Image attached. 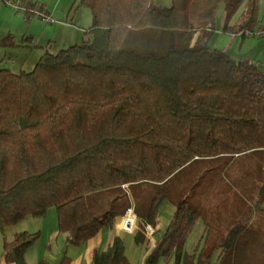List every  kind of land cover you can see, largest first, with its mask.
<instances>
[{
    "label": "trees",
    "instance_id": "obj_1",
    "mask_svg": "<svg viewBox=\"0 0 264 264\" xmlns=\"http://www.w3.org/2000/svg\"><path fill=\"white\" fill-rule=\"evenodd\" d=\"M74 4L91 18L79 43L29 71L0 66V230L54 208L77 246L130 208L142 244L165 200L172 216L142 264H264V70L207 44L219 5L223 32L261 34L257 0ZM17 10L44 11L35 0ZM197 220L204 235L188 252ZM37 237L2 236L4 260L24 264ZM123 251L114 236L91 263L129 264Z\"/></svg>",
    "mask_w": 264,
    "mask_h": 264
},
{
    "label": "rangeland",
    "instance_id": "obj_2",
    "mask_svg": "<svg viewBox=\"0 0 264 264\" xmlns=\"http://www.w3.org/2000/svg\"><path fill=\"white\" fill-rule=\"evenodd\" d=\"M44 1L43 4L38 2L42 4L44 11L40 14H33L29 16L28 19H24L23 12L17 10V5H14L15 2L18 4V1L13 0L9 2V4L1 2V6L4 9L2 7L0 9V27L11 26L12 33H20L19 35L24 33L22 37L27 39L24 40L22 37L20 38L23 41V47L21 46V48L13 49L9 47L10 45L7 46L9 48L6 49V53L11 52L8 56L9 59L5 56L8 67L14 65V69H16L20 66V62L26 58V64L23 65L22 71H29L32 69L39 54L44 50L55 53L59 49H64L69 45L79 43L83 38V29H86L91 22L90 12L87 8H75L74 0ZM152 1L161 6H168L170 3V0ZM10 3L13 4L11 5ZM243 9L244 5L241 4L228 20V24L234 23ZM45 13L49 14L45 15ZM43 17L51 20L50 23L46 22ZM19 20H21L22 25H20ZM223 22V6L219 5L214 12V31L207 40L208 46L224 51L234 60H248L264 70V64L261 60L262 55L259 54L261 48L262 50L264 49V31L260 35L245 34L243 36L239 33H225L222 31ZM255 26V29H258V27L264 29V0H257ZM3 30H5V28L1 31ZM23 30L25 32H22ZM9 35L11 36V32H9ZM31 35H33V39ZM0 47L2 48L5 46ZM47 211H54V208H49ZM199 224V220H197L191 234H194Z\"/></svg>",
    "mask_w": 264,
    "mask_h": 264
},
{
    "label": "crops",
    "instance_id": "obj_3",
    "mask_svg": "<svg viewBox=\"0 0 264 264\" xmlns=\"http://www.w3.org/2000/svg\"><path fill=\"white\" fill-rule=\"evenodd\" d=\"M35 1L42 4L45 2L44 0ZM1 2L2 1L0 0V9L2 7ZM13 3L10 4L12 5ZM14 5H17L16 2L14 3ZM37 13L40 14V12L34 11L32 15ZM48 14L49 13H45V15ZM44 20L48 23H50L51 21L48 20V18H44ZM19 21L20 25H22L21 20ZM4 28L5 30L1 31ZM44 29L47 30L46 28ZM11 30V26L0 27V39H2L6 35H9V32H11L12 38L10 43H12L13 45H10L9 47L13 49L19 47L21 48V46L23 47L22 39L27 40L25 39V37H22L24 36V33H21L22 35H19L20 33H12ZM22 32L25 31L23 30ZM21 37L22 39H20ZM31 37L33 39V35H31ZM9 47H0V66L7 67L11 72H18L22 70L23 65L26 64V58H24L20 62V66L16 69H14V65L8 67V63L5 61V56L9 59L8 56L9 54H11V52L6 53V49H8ZM42 53H40L39 56ZM259 54L262 55L261 60L264 64V49L262 50L261 48V52ZM173 209V205L168 201L164 200L159 203L155 216V222L151 227L152 231L147 234L146 241L142 244H135L132 241V233H127L120 229V217H116L110 227L101 228L95 235H93L85 242L77 246H70L65 245L63 234L57 231L55 211H47V213L43 217L26 216L16 224L6 226L2 230H0V264H13L10 262H6L3 258L1 237L3 236L5 239L9 240L11 239L13 234L18 231L38 232L36 241L32 245H30L24 252V264H37L39 261L44 262V264H58L62 256H65L68 259L66 264H92L91 258L93 252L100 251L106 248V246L110 244L114 236H120L122 238L124 245V256L126 257L129 264H142V260L151 248L153 242L156 240V238L159 237L161 232L168 224L172 216ZM199 223L200 224L195 229L194 234L190 233L185 241V249L188 252L196 250L198 248V244H200L202 241L204 230L201 220H199ZM156 264H173V260L169 259L166 263L163 262V260H158Z\"/></svg>",
    "mask_w": 264,
    "mask_h": 264
},
{
    "label": "built area",
    "instance_id": "obj_4",
    "mask_svg": "<svg viewBox=\"0 0 264 264\" xmlns=\"http://www.w3.org/2000/svg\"><path fill=\"white\" fill-rule=\"evenodd\" d=\"M120 229L124 232L131 233L135 227V216L130 208H126L122 214ZM152 228L150 226L145 227L146 234L150 233Z\"/></svg>",
    "mask_w": 264,
    "mask_h": 264
}]
</instances>
